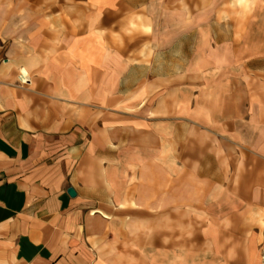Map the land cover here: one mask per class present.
<instances>
[{
	"label": "crops",
	"instance_id": "crops-1",
	"mask_svg": "<svg viewBox=\"0 0 264 264\" xmlns=\"http://www.w3.org/2000/svg\"><path fill=\"white\" fill-rule=\"evenodd\" d=\"M259 63L264 0H0V264H264Z\"/></svg>",
	"mask_w": 264,
	"mask_h": 264
},
{
	"label": "built area",
	"instance_id": "built-area-1",
	"mask_svg": "<svg viewBox=\"0 0 264 264\" xmlns=\"http://www.w3.org/2000/svg\"><path fill=\"white\" fill-rule=\"evenodd\" d=\"M28 77H27V75L26 74H24V73H21V75H20V82L22 83V84H25V83H27L28 82Z\"/></svg>",
	"mask_w": 264,
	"mask_h": 264
},
{
	"label": "water",
	"instance_id": "water-1",
	"mask_svg": "<svg viewBox=\"0 0 264 264\" xmlns=\"http://www.w3.org/2000/svg\"><path fill=\"white\" fill-rule=\"evenodd\" d=\"M68 192H69V194L72 195V196H75V195H76V192H75V190H74L73 188H69V189H68Z\"/></svg>",
	"mask_w": 264,
	"mask_h": 264
},
{
	"label": "rangeland",
	"instance_id": "rangeland-1",
	"mask_svg": "<svg viewBox=\"0 0 264 264\" xmlns=\"http://www.w3.org/2000/svg\"><path fill=\"white\" fill-rule=\"evenodd\" d=\"M260 66L264 67V63H259Z\"/></svg>",
	"mask_w": 264,
	"mask_h": 264
}]
</instances>
